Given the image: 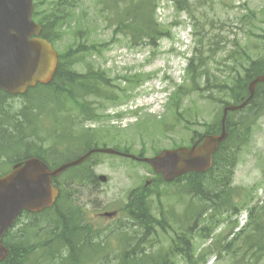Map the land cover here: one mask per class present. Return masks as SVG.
<instances>
[{
	"label": "rangeland",
	"instance_id": "1",
	"mask_svg": "<svg viewBox=\"0 0 264 264\" xmlns=\"http://www.w3.org/2000/svg\"><path fill=\"white\" fill-rule=\"evenodd\" d=\"M33 1H37L43 10L53 2ZM135 1L129 4L133 6ZM192 1L194 4L188 14L176 10L172 0H156L154 18L161 36L152 45L146 38L133 44L129 34L115 32L113 15L106 14L105 10L100 12L104 5L97 4L96 0H84L75 22L66 28L54 48L62 53L68 47L73 50L81 41L85 42L84 47L95 42L97 48L91 49L84 61L73 67L78 74H83L86 66L90 67L101 79L100 91L112 94L115 99L110 101L103 96L88 95L81 100L62 96L59 102H53L49 94L33 98L39 109L47 112L52 109L56 121L43 114L45 128L42 129L41 122L34 121L37 135L21 138V145L9 151L11 161L24 155L23 145L28 144H34L28 150L30 153L41 151L53 166L75 158L92 146L116 147L134 155L150 157L162 149L187 146L193 135L204 133L222 109L218 99L231 102L224 88L233 79L231 73L235 69L242 73L240 66L264 56V0ZM121 5L127 6V0ZM84 27L87 30L83 36L77 35L76 31ZM196 50L203 55V66L193 83L186 73V66L191 57L195 58ZM233 50L242 59L240 66L228 58ZM207 72L208 82L204 76ZM134 75L138 78L136 84L133 83ZM160 80H164L162 84L166 92L157 104L152 105L155 95L144 97L141 94L153 89ZM178 87L190 88V91L181 92L176 103L171 98ZM13 99L4 104L5 111L12 114L24 105L21 98ZM82 102L89 104L94 116L82 114ZM135 105L138 107L134 108ZM116 113L121 114L113 117ZM50 151L54 154L49 155ZM7 160L1 158L0 166L5 170L13 164H8ZM86 164L81 170L88 167L95 179L79 183L75 172L79 170L77 167L55 178L62 194L60 206L80 208L83 217L99 228L100 238L107 237L108 249L103 256L106 255L111 264L116 261L120 248L117 247L118 237L110 234V230L121 225L122 221L131 223L126 208L130 197L133 202L134 193L139 190L138 193L145 191L150 199L151 224L155 223L150 238L145 236V245L137 242L142 248L165 251L179 234L180 223L184 222V227H193V264H264V257L256 259L250 252L244 255L240 248L241 239L226 248L237 231L242 229L243 236L249 232L248 213L253 207L261 212L260 218L264 217V114L255 124L250 140L240 149L234 169L232 185L238 189L239 200L246 203L238 206L240 210L236 215L217 212L212 222L205 220L210 213L193 222L184 212L190 204V197L183 191V183L159 180L146 164L103 153L92 156ZM99 175L105 176L106 180L100 181ZM104 211H117L118 214L113 218L100 216L99 213ZM161 211L171 214L166 229L159 225ZM31 218L23 215L21 221L26 223ZM247 223L250 225L246 227ZM131 228L134 232L124 228L130 248L144 230L142 226ZM201 228H205L210 236ZM172 264L188 263L178 255Z\"/></svg>",
	"mask_w": 264,
	"mask_h": 264
},
{
	"label": "trees",
	"instance_id": "2",
	"mask_svg": "<svg viewBox=\"0 0 264 264\" xmlns=\"http://www.w3.org/2000/svg\"><path fill=\"white\" fill-rule=\"evenodd\" d=\"M84 0H53L48 9H41L40 4L34 2L33 18L42 25L41 36L53 44L59 41L66 28L75 22L76 13L82 6ZM97 4L104 5L106 14L113 15L116 29L115 32L129 34L131 42L138 44L142 38H146L150 43H154L161 36L157 27L154 12L156 10V0H136L135 5H130L127 0V7L121 11L117 9L118 0H96ZM124 2V0H121ZM176 10L186 11L190 14L194 2L192 0H172ZM86 27L78 29L77 35L83 36ZM200 30L203 27L200 26ZM72 50L68 47L62 53H58V64L52 80L48 84H39L31 88L22 96L23 107L17 113L5 111L4 104L13 96L0 90V165L1 158L8 159V164L23 160L25 158L35 156L54 167L44 157L41 151L30 153L28 150L34 144L24 146V155L16 157L11 161L9 151L17 145H21V138H32L37 135V127L34 126V121L41 122L40 129L45 128L43 125L44 116L56 121V117L52 116L50 111L39 109L33 98L41 94H49L53 102L62 96H68L71 99L83 100L88 95L103 96L106 99H114L112 94L100 91V77L97 73L92 72L88 66L84 69L83 74H78L74 65L84 61V56L91 49L97 48L94 42L89 46L84 47L85 42ZM195 58L189 59L186 72L190 80L194 83L203 66V55L200 50H196ZM237 51L233 50L228 54V58L233 59L234 63L241 64V57L237 55ZM235 69L231 74L233 79L228 84L224 85L225 95L234 104L241 103L248 96V83L256 75L264 73V56L259 59L250 60L246 66ZM202 74L199 75V77ZM206 82H208V72L204 74ZM183 87H178L171 98L176 103L180 100V93ZM43 95V96H44ZM55 99V100H54ZM52 102V103H53ZM218 102L223 105L229 103L223 98H219ZM43 108V107H41ZM61 108V107H56ZM88 103H81V112L87 117H92ZM43 112V113H42ZM264 114V84H257L253 99L242 109L228 113L226 118L227 136L219 145L213 156L212 166L204 173L190 172L182 175L173 182H182L181 185L185 194L190 197V204L186 207L185 213L189 215L192 221L201 220L203 214H208L205 220L215 218V214H226L230 212L233 215L239 213V205L246 203L239 200L238 189L232 185L234 169L237 164V158L240 149L247 144L251 138L252 130L258 119ZM50 115V116H49ZM43 116V117H42ZM220 117L221 111L217 115L214 122L205 129L204 133H219L220 132ZM31 133H30V132ZM54 134V133H53ZM55 135V134H54ZM201 134L193 135L190 142L196 141ZM18 140V141H17ZM14 143H17L14 145ZM54 147V146H53ZM56 150V148L54 147ZM89 149V148H87ZM86 149V150H87ZM26 153V154H25ZM54 151H50L49 155H53ZM142 156V154H139ZM89 159L87 161L90 160ZM87 161L77 167L76 179L79 183L85 180L90 181L95 179L91 169L88 167L81 170ZM81 170V171H80ZM8 170L1 168L0 175ZM159 180H162L158 175ZM55 180V179H54ZM53 180V181H54ZM56 183V181H54ZM140 191V190H139ZM138 191V192H139ZM134 193V201L130 197L126 212L130 216L127 220L131 223L122 221L121 225L110 230V234L118 237L117 247H119L116 261L113 264H172V260L176 256H181L188 264H193V227H184V222L179 225V234H177L173 243L171 242L165 251L156 250L150 251L145 247L139 246L138 241L145 245V241L149 234L154 230L155 223L151 224L152 213L149 206L150 199L145 194ZM141 192V191H140ZM137 196V197H136ZM62 194L55 201L51 208H47L36 214L23 213L32 217L28 222L17 219L12 229L7 230L2 242L7 247L8 253L6 258L0 264H111L104 252L108 249L107 237L100 238L99 228H95L84 217L78 207H61ZM162 218L159 225L166 229L169 224L170 212H160ZM249 232L243 236L242 229L233 234L232 242L226 244V248L234 243L235 240H240V248L245 254L250 252V255L256 259L264 257V217L260 211H255L253 207L249 213ZM260 218V219H259ZM191 221V222H192ZM19 228H17L18 225ZM250 225L247 223L246 227ZM131 226L144 227L141 237L132 245L125 236L124 228L133 230ZM201 231L208 235L209 232L205 228ZM211 234V233H210ZM210 236V235H208ZM131 237H129L130 239ZM134 238V237H133ZM150 238V237H149ZM235 252L233 248H229Z\"/></svg>",
	"mask_w": 264,
	"mask_h": 264
},
{
	"label": "water",
	"instance_id": "3",
	"mask_svg": "<svg viewBox=\"0 0 264 264\" xmlns=\"http://www.w3.org/2000/svg\"><path fill=\"white\" fill-rule=\"evenodd\" d=\"M32 12V0H0V88L11 94H21L37 83H48L57 66V53L50 42L39 38L41 26L32 20ZM260 82L264 83V74L251 80L245 101L223 108L220 134L203 135L190 147L163 149L151 157H136L109 147L91 149L53 169L36 157L14 164L8 173L0 176V261L7 255L2 235L15 218L23 210L35 213L52 206L58 195L52 179L67 168L80 164L91 153L118 154L145 162L165 181L188 172L204 173L212 165L213 154L226 137L224 122L227 112L246 105ZM99 178L106 180L104 176ZM114 214L103 213L107 217Z\"/></svg>",
	"mask_w": 264,
	"mask_h": 264
},
{
	"label": "bare ground",
	"instance_id": "4",
	"mask_svg": "<svg viewBox=\"0 0 264 264\" xmlns=\"http://www.w3.org/2000/svg\"><path fill=\"white\" fill-rule=\"evenodd\" d=\"M30 132V131H29ZM31 133V132H30Z\"/></svg>",
	"mask_w": 264,
	"mask_h": 264
}]
</instances>
